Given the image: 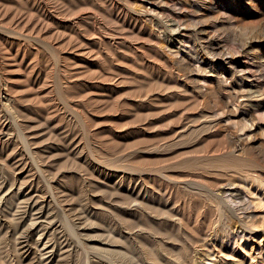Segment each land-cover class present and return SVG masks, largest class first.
Instances as JSON below:
<instances>
[{
  "label": "rangeland",
  "instance_id": "rangeland-1",
  "mask_svg": "<svg viewBox=\"0 0 264 264\" xmlns=\"http://www.w3.org/2000/svg\"><path fill=\"white\" fill-rule=\"evenodd\" d=\"M159 1L0 0V127H4L0 137L6 141L0 150L1 219L15 220L22 215L24 194L42 193L52 206L48 219H37L29 237L31 254L21 264H110L107 258L112 252L118 254L114 246L119 244L108 238V201L120 193L118 187L123 189L129 179L138 177L145 178L150 189L161 181L164 186L189 183L186 195L176 191L177 202L172 207L179 208L184 220L189 213H199L198 224L194 226V218L189 222L191 231L199 234L211 233L216 225H209L210 213H203L198 193L214 189L223 178L235 183L250 202L248 210L236 214H249L254 231L224 240L229 248L209 238L208 247L216 255L202 263L239 264L242 260L264 264V183L236 171L219 175L210 165L233 151L255 160V169L264 172L260 157L264 155V135L244 121L249 109L244 98L230 102L222 87L249 81L225 74L221 95L211 94L206 107L193 106L188 91L208 93L215 80L204 71L176 74L173 63L183 54L192 57L193 40L185 26L187 20L170 35L157 23L156 15L167 13L154 5ZM164 1L188 7L184 15L191 13L193 0ZM201 1L205 7L198 6L200 13L209 15L210 8L215 13L211 22L203 20L208 16L197 17L205 22H199L202 35L215 36L218 31L210 25L220 21L218 10L224 2ZM246 3L236 12L242 18L237 23L248 22V29L261 26L262 17L256 11L244 15ZM141 5L157 10L139 15ZM133 15L140 19L134 21ZM223 44L242 67L249 66V58L234 43ZM189 59L194 65L203 64ZM256 83L264 92L262 78ZM223 95L229 101L227 108L239 109V113L205 121L204 115L223 107L219 101ZM253 113L264 123V104ZM13 178L16 182L10 187ZM3 180L6 184L1 185ZM66 214L79 216H73L77 218L73 232ZM132 218V229H125L130 235L139 229V215L129 216ZM235 220L228 222L230 229L237 228ZM57 237L66 238L72 248L56 244L52 252L58 257L49 260ZM13 246L14 238L0 231V264H18Z\"/></svg>",
  "mask_w": 264,
  "mask_h": 264
},
{
  "label": "bare ground",
  "instance_id": "bare-ground-1",
  "mask_svg": "<svg viewBox=\"0 0 264 264\" xmlns=\"http://www.w3.org/2000/svg\"><path fill=\"white\" fill-rule=\"evenodd\" d=\"M222 1L224 2L223 6L220 7L219 10L217 9L220 11V21L213 22V20L211 23L212 25H210L218 31V34H215V36L203 37L204 35H202L204 29L202 26H199V22H204L207 19L210 20V18L213 17L211 15L213 13L211 12L212 8L210 7L211 11L208 10L209 15H206L207 13L199 12L198 6L200 8L205 7L204 2L201 0H193L190 2L189 5L191 8L189 11L191 13H186L187 15H184L183 10H188V7H184L178 3L160 0L154 5H157L158 9L167 11V13H165V16L160 13V15H156V21L164 28L165 32H168L170 35L175 33L178 28L184 24V20H187L188 22L185 26L190 30L188 34L189 38L193 40L191 45L192 49L190 51L192 57L189 58L198 62L200 61V56L204 57L200 61L203 64L194 65L186 54L180 55L173 63L176 74L182 76L185 74L188 75L194 70L198 72L204 71L210 72V74H212L211 77L215 80L214 87L209 88L208 93H202L201 90H186L189 92L188 97L193 106L197 104L196 106L206 107L209 105V96L211 94L214 95L216 93L221 95V85L225 82L222 79V76L225 74H228L230 78L240 80L241 82L247 80L249 82L242 86L236 84L222 85L223 92L228 96L230 102L235 103L237 97L244 98L245 103L249 105L246 114L244 116L241 114L244 121L250 122L251 126H255V130H259L261 134L264 135V123L259 121L260 119L258 120L256 114L253 113V109L264 104V92L262 87L256 83L257 78H262V81H264V0ZM243 1L247 2V7L243 12L244 15L245 13L248 14L256 11L258 15L262 17V23H259L261 26L254 29L250 28V30L248 29L250 26H246L248 22H246L245 25H241L239 22L237 23L236 19L242 18L238 17L236 12L239 11ZM165 5L166 8H164ZM141 6V10L143 11H138L140 13L139 15H151L150 13H154L157 10L155 8L147 10L145 6ZM252 7L254 8V11L250 9ZM139 15L137 17L134 15L131 17L135 21L140 19ZM200 16L201 18L202 16L208 17L204 18L203 21L202 19L197 18ZM163 17L165 19H163ZM185 17L186 19H184ZM216 18L217 16L214 19ZM257 21H255V23ZM251 25L253 26L254 24ZM200 34L202 36H200ZM228 42L234 43L237 51L249 58V66L242 67V63L234 59L235 55L231 54L232 51L229 52L226 50L223 43ZM166 47L167 46L164 45L162 49L165 50ZM236 49L234 50L236 51ZM177 54L178 53L176 52V55ZM186 69H188L187 73L185 71ZM197 80L206 82V79ZM219 98L223 107L221 106L222 108L214 111L213 115H204L205 121L212 122L214 120L212 117L214 116H218L219 119L222 120L221 118L225 115H229L228 118H230L231 115H236L237 112L239 113V109L234 110L232 107L227 108L229 101H226L228 99H223L224 95ZM238 121L241 122V119H234V122L237 123ZM242 126L246 127L247 124L242 121ZM3 128V126L0 127V132ZM5 147L6 141L0 137V150H3ZM260 157L262 158L261 161L264 163V155L263 157ZM19 162H21V160H19ZM255 164V160L243 157L242 153L235 154L231 151L222 158L212 161L210 165L212 170L218 172L219 175H224L226 172L230 171H236L243 176L247 174L254 175L261 181V183H264V172L261 169H255L257 166ZM15 182L16 179L13 178L9 186H13ZM30 183H34L33 178H30ZM161 183L163 184L162 181ZM2 184H6L4 180L1 182V185ZM162 184H158L150 189L145 178H131L128 182L123 184L125 185L123 186V189L118 187L120 193H116L113 197H110L108 201V238L112 243L119 244L118 246H114V250H119L118 254L112 252L109 254L111 258H107L110 264H203L202 262L205 259H209V257L216 255L213 248L211 246L208 247L209 238H213V240H215L220 246L229 248L227 243H223L224 240L228 241L231 240L230 238L232 236L239 234L242 236L254 231V229H252L253 224H249V214H236L239 211H242L241 213H243L250 208L249 199L243 195L242 191L237 188V186H235V183H230V180H224L223 178L221 182H218L215 185L214 189H208L205 190V192L200 191L201 193H198V196L201 197L204 204L203 213H210L211 217L209 225H216L211 228L212 232L209 234H199L198 230L192 232L190 229V219L191 221L193 218L197 219L194 220V226L199 223V220H201L198 217L199 213H197V215L195 212L189 213L186 220H184L179 208L172 207V205L177 202V199L175 198L176 191L179 193L184 191V194L186 195V192L190 191V187L188 186L189 183L185 184L183 187H179L175 184L174 186H164ZM21 185L22 183L18 185V188H20ZM30 186L33 188L35 187L34 185ZM155 190L157 194H154ZM246 192L251 191L247 190ZM23 198L26 201V206L19 218L15 220L10 218L4 221L1 219L3 218V215H0V231H4L6 236L14 238L13 250L18 254V264L24 262L31 254V242L29 241V237L38 225L36 224L37 219H48L47 216L52 209L51 200H47L42 193L37 195L24 194ZM136 209L138 211H135ZM133 211L134 213H131ZM0 214H2L1 210ZM34 214L39 216L32 218ZM136 214L139 215V218L136 220V227L139 229L138 232L130 235L125 229H132L131 227L134 218L129 219V216L135 217ZM69 216L66 214L65 218L70 222V230L73 232L75 226L74 220L79 218V216L77 214L73 215L77 218H74L72 215V217ZM27 217L28 219H26ZM232 218L236 219L234 225L237 223V228L232 226L233 228L230 229L227 226ZM157 225H162L163 229H159ZM54 241L53 246L49 250V253H51L48 256L49 260L58 257L55 252H52L56 244H65L69 249L72 248L66 238L61 239L60 237H57ZM17 246H19V249H17ZM202 246L203 248L207 247L205 250L199 251L198 249ZM115 256H117V258H114ZM212 262L213 264H219L216 260H212ZM237 262L239 264H245L242 260Z\"/></svg>",
  "mask_w": 264,
  "mask_h": 264
}]
</instances>
